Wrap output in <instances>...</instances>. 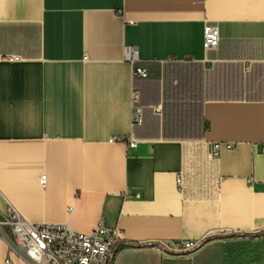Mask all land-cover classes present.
<instances>
[{
  "label": "crops",
  "instance_id": "1",
  "mask_svg": "<svg viewBox=\"0 0 264 264\" xmlns=\"http://www.w3.org/2000/svg\"><path fill=\"white\" fill-rule=\"evenodd\" d=\"M214 143L234 148L212 157ZM10 206L33 224L118 227L117 264H225L222 244L131 246L264 232V0H0V215ZM8 260L29 264L0 236Z\"/></svg>",
  "mask_w": 264,
  "mask_h": 264
},
{
  "label": "built area",
  "instance_id": "2",
  "mask_svg": "<svg viewBox=\"0 0 264 264\" xmlns=\"http://www.w3.org/2000/svg\"><path fill=\"white\" fill-rule=\"evenodd\" d=\"M219 41L218 28L207 25L204 31V49H216ZM128 60L132 65H135L137 61L136 51L133 48L128 49ZM134 75L137 78H148V73L144 68H136ZM138 102L139 92L135 91L132 94L134 105L132 121L134 124H142L143 122V112L142 108L137 105ZM114 141L127 142L130 147L137 146V141L132 136L129 138H113L111 142ZM222 146L227 149L234 148L233 144L214 143L211 156H217ZM45 180L46 178L43 176L41 178L42 185L45 184ZM176 183L178 190L181 191V175H178ZM0 236L5 240L12 255L29 264H117L120 253L126 249L127 245L118 227L110 228L101 222L92 232L84 233L72 230L64 224H33L26 221L12 206L5 215H0ZM245 237L247 238L241 242H231L238 244L239 248H242L244 243L248 244V249L243 257V264H264L263 251L255 250L254 247L264 237L255 238L254 236L251 239L248 238L249 236ZM207 239L161 242L157 244L159 245L158 252L162 255V258L185 257L200 251L203 242ZM226 251L225 264H230L227 261ZM6 264L11 263L8 260Z\"/></svg>",
  "mask_w": 264,
  "mask_h": 264
},
{
  "label": "rangeland",
  "instance_id": "3",
  "mask_svg": "<svg viewBox=\"0 0 264 264\" xmlns=\"http://www.w3.org/2000/svg\"><path fill=\"white\" fill-rule=\"evenodd\" d=\"M245 236H249L248 237L249 239H251L254 236H255V238H262V237H264V232H260L257 234H251V235L220 232V233H217V234L210 236L206 241H204L202 249L207 247V246L214 245V244H222L223 246H226L228 243H231V242H241V241L245 240V238H247ZM131 248H134V249L148 248L152 252H155L156 254H158L159 256L162 257V255L158 252L159 245L131 246ZM198 252H196V253H198ZM196 253L189 254V255H187V257L193 256ZM177 258H180V257H177Z\"/></svg>",
  "mask_w": 264,
  "mask_h": 264
},
{
  "label": "trees",
  "instance_id": "4",
  "mask_svg": "<svg viewBox=\"0 0 264 264\" xmlns=\"http://www.w3.org/2000/svg\"><path fill=\"white\" fill-rule=\"evenodd\" d=\"M227 249V257L228 263L230 264H243V257L245 255V251L248 249V244L244 243L242 248L238 247V244L229 243ZM255 250H262L264 253V241L258 242L254 245Z\"/></svg>",
  "mask_w": 264,
  "mask_h": 264
}]
</instances>
